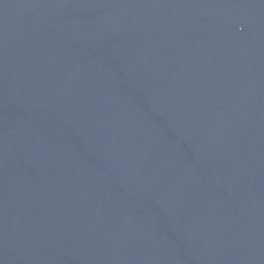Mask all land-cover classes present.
<instances>
[{
  "label": "water",
  "instance_id": "water-1",
  "mask_svg": "<svg viewBox=\"0 0 264 264\" xmlns=\"http://www.w3.org/2000/svg\"><path fill=\"white\" fill-rule=\"evenodd\" d=\"M0 264H264V0H0Z\"/></svg>",
  "mask_w": 264,
  "mask_h": 264
}]
</instances>
